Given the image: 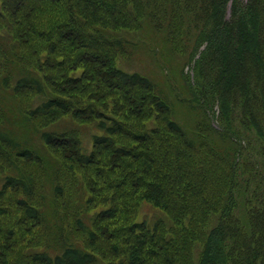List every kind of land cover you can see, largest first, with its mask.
Masks as SVG:
<instances>
[{
	"label": "rangeland",
	"instance_id": "rangeland-1",
	"mask_svg": "<svg viewBox=\"0 0 264 264\" xmlns=\"http://www.w3.org/2000/svg\"><path fill=\"white\" fill-rule=\"evenodd\" d=\"M233 1L216 8L205 33L191 17L195 0H0L1 40L19 49L23 66L38 73L48 95L79 96L81 103L96 101L97 109L103 104L95 98L105 96L104 112L121 126L113 145L102 149L92 141L102 134L97 117L53 109L35 119L39 129L59 133L46 148L61 164L58 219L104 264H264V39H244L241 48L238 39L222 35ZM71 12L82 25L71 23ZM99 29L132 43L125 51L100 44L92 38ZM105 65L144 74L152 89L105 86ZM156 92L169 111L156 109ZM18 97L23 110L42 100L32 89ZM174 119L203 136L204 129L212 133L210 126L222 130L228 135L222 150L233 163L208 147L189 149L185 138L168 131ZM117 148L131 156L116 155ZM94 152L93 164L78 163L80 155ZM19 166L35 180L31 205L40 209L42 165L23 159ZM8 167L0 156V191ZM20 198V190L9 189L0 202L6 211L0 264H34L29 253L45 249L48 232L40 219L25 216L16 204ZM87 199L90 221L102 210H118L116 218L93 225L95 245L75 224L78 204ZM157 219L165 222L148 242L129 232L132 224L153 227Z\"/></svg>",
	"mask_w": 264,
	"mask_h": 264
},
{
	"label": "trees",
	"instance_id": "trees-1",
	"mask_svg": "<svg viewBox=\"0 0 264 264\" xmlns=\"http://www.w3.org/2000/svg\"><path fill=\"white\" fill-rule=\"evenodd\" d=\"M193 21L197 25L200 23L204 26V32H207L206 23H210L214 17L215 10L221 4H225L226 0H195ZM231 13L228 20H225L222 35L227 38L238 39L241 48L245 43L244 39L257 42L258 39H264V0H234L230 7ZM193 13V10H190ZM189 12V13H190ZM2 16L0 12V17ZM172 18V14H171ZM74 25H82V21L71 12L70 19ZM202 33V32H201ZM100 44L112 46L118 50H126L128 44H131L130 37L125 38L120 35H110L106 30L99 29L92 35ZM76 39V38H75ZM75 39L73 43L79 45ZM245 41V40H244ZM7 48L5 42L0 38L1 61L0 70L3 71L0 78V156H4L9 162V170L4 177V185L0 191L1 199L6 195L9 189L20 190L23 198L16 201V204L24 209L25 216L30 221H40L44 224L48 234L45 238V249L39 252H30L34 264H104L98 257L86 251L79 243L71 238V231H66L65 227L57 216V199L63 193L59 184V174L61 164L57 159L53 158L47 147L56 144V131L49 128L41 130L35 123V119L44 117L53 109H58L63 113H71L76 118L97 117L96 128L102 132L101 135H93V144L95 147L112 146L114 137L121 132V126L113 115L104 112L107 109L105 104V96L96 97L102 105V109H97L96 101L91 104L81 103L79 96L71 94L65 95H48L46 84L38 73L34 70L27 69L21 62L19 49L15 47ZM100 82L107 87L116 88L118 90L134 89L143 87L144 89H152L149 79L140 72H125L121 69H112L104 66V72L101 73ZM32 89L42 97L38 106H34L28 110H23L18 95L24 91ZM156 109L169 111L167 101L156 92ZM185 98V97H184ZM212 133L206 129V135H202L199 130L183 129L176 119L169 121L167 129L172 134H177L185 138V144L189 149L199 151L204 147L211 149L212 154L228 163L233 161L222 150L227 139L226 133L210 126ZM62 132L61 135H68L70 132ZM193 135L196 139L188 140V136ZM145 136V135H143ZM146 137V136H145ZM135 138V137H134ZM144 138V137H143ZM44 149V150H43ZM46 152V153H45ZM115 154L120 156H131V152L125 148L115 149ZM37 161L42 165L43 171V192L40 197L42 206L36 209L31 205L34 199L36 184L34 178L29 172L19 166L20 160ZM81 165H91L95 162V152L91 154H83L77 158ZM92 205L91 199L80 201L79 213L81 216L76 219V227L82 236L95 245L98 241V234L93 230L96 222L104 220H112L117 217V208L105 209L96 214L92 221L88 219L87 211ZM6 213L5 209L0 205V216ZM56 218V219H55ZM54 221H57L56 224ZM165 221L157 219L154 221L153 227L147 222L135 223L129 226V232L140 238L142 242H148L153 237L159 235V229ZM51 227V229H49ZM152 233V234H151ZM151 234V235H150ZM200 261L199 264H204ZM206 263V262H205ZM105 264H123V262H107Z\"/></svg>",
	"mask_w": 264,
	"mask_h": 264
}]
</instances>
